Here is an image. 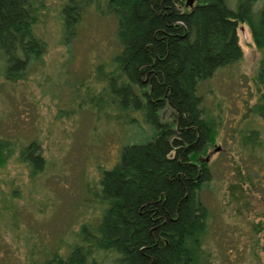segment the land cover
I'll use <instances>...</instances> for the list:
<instances>
[{
	"label": "trees",
	"instance_id": "16d2710c",
	"mask_svg": "<svg viewBox=\"0 0 264 264\" xmlns=\"http://www.w3.org/2000/svg\"><path fill=\"white\" fill-rule=\"evenodd\" d=\"M45 8L44 0H0V83L25 78L46 51L36 32ZM90 8L115 19L116 51L97 66L104 82L97 97L112 99L120 112L141 109L155 133L121 146L97 180L99 219L83 223L68 251L56 249L44 263L206 264L208 209L198 192L210 179L203 154L217 121L206 113L198 83L241 59L237 26L246 23L260 51L255 82L264 87V0H62L66 37ZM246 104L244 115L264 119V89ZM164 107L171 110L166 121ZM238 130L241 148L255 156L264 137L257 128ZM12 152L11 140L0 138V163ZM18 157L31 174L44 165L36 139L21 145ZM245 170L260 183L255 167Z\"/></svg>",
	"mask_w": 264,
	"mask_h": 264
},
{
	"label": "rangeland",
	"instance_id": "374dc122",
	"mask_svg": "<svg viewBox=\"0 0 264 264\" xmlns=\"http://www.w3.org/2000/svg\"><path fill=\"white\" fill-rule=\"evenodd\" d=\"M44 1L36 32L46 51L31 61L25 78L0 83V138L13 145L0 163L1 264H45L52 251L65 254L79 227L99 219L93 196L101 171L114 163L122 145L155 133L141 109L120 112L112 99L96 95L104 85L95 76L97 66L116 51L113 15L90 8L66 37L62 0ZM237 35L241 59L197 88L206 113L217 121L203 154L210 179L198 192L208 209L206 264H264V167L258 165L264 140L250 157L238 133V127L257 128L264 137V119L253 111L244 115L246 99L252 104L264 89L255 82L260 51L246 23L238 24ZM170 117V108H162L161 120ZM33 139L44 158L35 174L18 157L20 146ZM244 167H255L259 184L249 181Z\"/></svg>",
	"mask_w": 264,
	"mask_h": 264
},
{
	"label": "water",
	"instance_id": "95a60500",
	"mask_svg": "<svg viewBox=\"0 0 264 264\" xmlns=\"http://www.w3.org/2000/svg\"><path fill=\"white\" fill-rule=\"evenodd\" d=\"M187 2H188V3H190V2H191V0H187Z\"/></svg>",
	"mask_w": 264,
	"mask_h": 264
}]
</instances>
